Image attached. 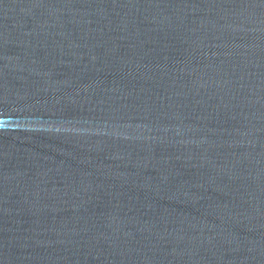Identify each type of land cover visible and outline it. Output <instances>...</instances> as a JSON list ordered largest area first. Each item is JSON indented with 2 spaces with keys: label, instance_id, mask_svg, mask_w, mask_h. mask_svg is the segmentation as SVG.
I'll return each mask as SVG.
<instances>
[{
  "label": "water",
  "instance_id": "1",
  "mask_svg": "<svg viewBox=\"0 0 264 264\" xmlns=\"http://www.w3.org/2000/svg\"><path fill=\"white\" fill-rule=\"evenodd\" d=\"M0 264H264V0H0Z\"/></svg>",
  "mask_w": 264,
  "mask_h": 264
}]
</instances>
